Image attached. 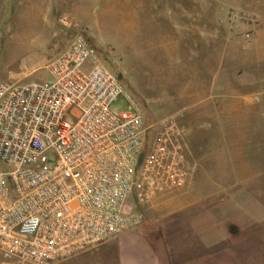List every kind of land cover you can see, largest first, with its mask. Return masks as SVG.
I'll list each match as a JSON object with an SVG mask.
<instances>
[{
    "label": "rangeland",
    "instance_id": "1",
    "mask_svg": "<svg viewBox=\"0 0 264 264\" xmlns=\"http://www.w3.org/2000/svg\"><path fill=\"white\" fill-rule=\"evenodd\" d=\"M76 35L142 111L139 171L162 147L186 158L182 186L149 164L152 179L131 200L145 215L142 227L157 230L158 250L178 253L185 232L197 252L181 264H264V218L245 220L254 216L245 214V93L264 87V0H0V84L52 83L49 65ZM126 107L123 96L113 106ZM182 199L191 205L183 209Z\"/></svg>",
    "mask_w": 264,
    "mask_h": 264
},
{
    "label": "built area",
    "instance_id": "2",
    "mask_svg": "<svg viewBox=\"0 0 264 264\" xmlns=\"http://www.w3.org/2000/svg\"><path fill=\"white\" fill-rule=\"evenodd\" d=\"M48 69L52 83L0 84V264H49L111 242L144 224L131 200L154 167L177 187L186 180L185 156L164 147L139 171L142 111L84 37ZM122 96L126 109L113 108Z\"/></svg>",
    "mask_w": 264,
    "mask_h": 264
},
{
    "label": "crops",
    "instance_id": "3",
    "mask_svg": "<svg viewBox=\"0 0 264 264\" xmlns=\"http://www.w3.org/2000/svg\"><path fill=\"white\" fill-rule=\"evenodd\" d=\"M54 25L56 28V21ZM261 109H264V87H258L257 91L253 93H245V138H247V141L245 139V214L251 211L250 214L254 215H250L245 220H253V218L261 220L264 218V128L261 132L257 129L252 133L250 130L251 127H264V114H262ZM252 137H256L257 142L254 146L255 151L253 152L254 154L252 153L253 156H248L246 148ZM208 157H210V154L205 156V158ZM200 158H202L201 155ZM205 164L201 161L196 172L194 179L196 190L200 188V176L202 174V168L204 167L203 165ZM209 185V189L216 190L218 188V184L216 183ZM254 192H258V195L256 196ZM182 200L183 206L181 207L183 209L191 205L189 201ZM254 208L256 210H252ZM155 230L152 224H147L139 229L126 231L102 246L93 248L73 258L52 264H181L185 255L193 251L197 252L196 246L193 247V251L191 247L185 246V241L191 239V236L183 232L178 237L182 240V246H179L177 249L178 253H174L172 256L163 255L151 239V235L155 233ZM219 231L223 230L196 232V237L194 236V238L198 239L199 236L202 238H211ZM172 257L177 262H169Z\"/></svg>",
    "mask_w": 264,
    "mask_h": 264
},
{
    "label": "trees",
    "instance_id": "4",
    "mask_svg": "<svg viewBox=\"0 0 264 264\" xmlns=\"http://www.w3.org/2000/svg\"><path fill=\"white\" fill-rule=\"evenodd\" d=\"M144 160V154L142 153L141 156H140V163H142Z\"/></svg>",
    "mask_w": 264,
    "mask_h": 264
}]
</instances>
